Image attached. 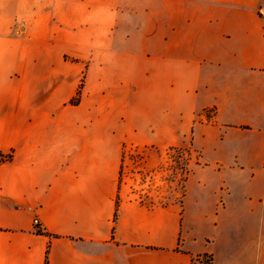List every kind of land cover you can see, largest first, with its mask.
<instances>
[{
	"label": "crops",
	"instance_id": "0c3cea01",
	"mask_svg": "<svg viewBox=\"0 0 264 264\" xmlns=\"http://www.w3.org/2000/svg\"><path fill=\"white\" fill-rule=\"evenodd\" d=\"M126 146L188 148L182 200ZM204 255L264 264V0H0V264Z\"/></svg>",
	"mask_w": 264,
	"mask_h": 264
},
{
	"label": "rangeland",
	"instance_id": "374dc122",
	"mask_svg": "<svg viewBox=\"0 0 264 264\" xmlns=\"http://www.w3.org/2000/svg\"><path fill=\"white\" fill-rule=\"evenodd\" d=\"M191 160V151L186 153L181 147L154 150L126 146L120 190L126 199L148 206L180 202Z\"/></svg>",
	"mask_w": 264,
	"mask_h": 264
},
{
	"label": "trees",
	"instance_id": "16d2710c",
	"mask_svg": "<svg viewBox=\"0 0 264 264\" xmlns=\"http://www.w3.org/2000/svg\"><path fill=\"white\" fill-rule=\"evenodd\" d=\"M80 98H81V86H80V89H79V91H78V93H77V96H76V98H74L72 101H71V104L72 105H77L79 102H80ZM184 150L186 151V153H188L190 150L188 149V148H184ZM189 161H190V159L188 158V160H186V162L189 164ZM189 172H190V169L188 170V174H189ZM188 176V175H187ZM187 178V177H186ZM118 211H116V214H115V221H116V219H117V213ZM204 258H208V259H206L205 261H204V263L205 264H207V263H210V264H213V258L211 257V256H207V255H204L203 256Z\"/></svg>",
	"mask_w": 264,
	"mask_h": 264
},
{
	"label": "built area",
	"instance_id": "2783aa9c",
	"mask_svg": "<svg viewBox=\"0 0 264 264\" xmlns=\"http://www.w3.org/2000/svg\"><path fill=\"white\" fill-rule=\"evenodd\" d=\"M34 225L36 226V228L39 227L40 225V221H39V218H35L34 219ZM38 232H41V230L37 229ZM208 259V258H204L203 256H200L198 258H196L193 262V264H205L204 261ZM207 264H210V263H207Z\"/></svg>",
	"mask_w": 264,
	"mask_h": 264
}]
</instances>
